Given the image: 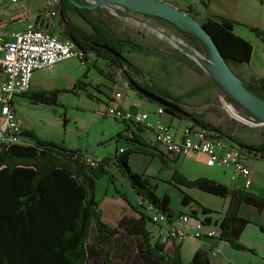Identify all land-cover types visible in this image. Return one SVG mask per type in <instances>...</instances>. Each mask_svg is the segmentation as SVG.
Instances as JSON below:
<instances>
[{
    "label": "trees",
    "instance_id": "trees-1",
    "mask_svg": "<svg viewBox=\"0 0 264 264\" xmlns=\"http://www.w3.org/2000/svg\"><path fill=\"white\" fill-rule=\"evenodd\" d=\"M78 1L86 3L85 0ZM100 9L101 7L95 9L77 7L70 0H62L58 22L60 37L72 40L84 51L83 61L86 62L87 69L93 67L111 78L112 75L97 61L90 63L89 55L107 59L122 68L123 75L132 89L134 87L131 86L129 79L134 78L142 86L180 104L181 96H174L163 90L161 91L163 94H160L156 87L145 82L144 70L127 55L131 52H141L163 60L187 64L196 71L199 70L198 65L178 54L118 35L92 14V10L100 12ZM189 12L196 17L192 10ZM69 13L79 16L89 29L76 23ZM200 23L212 36L233 72L236 73L233 64L248 63L251 60L252 44L234 32V26L239 22L208 16L200 20ZM171 24L188 40L196 38L192 32ZM249 29L264 41L263 30L256 27ZM109 49L115 51L118 57ZM237 75L241 78L239 74ZM83 77H87V71ZM243 82L253 93L255 89L264 92V76ZM84 87L86 84L82 79H78L70 91L77 93L78 89ZM63 90H41L31 96L36 103L52 106L57 104L58 93ZM137 94L163 107L165 112L175 117L217 130L221 136L250 153L255 151L264 158V143L260 145L244 143L236 136L205 121L196 112H191L192 117L185 116L151 101L139 92ZM88 95L94 96L90 92ZM134 125L136 131L132 132V138L128 140L138 145H146L140 135L142 127ZM21 134L24 136L23 132ZM27 135L33 143L20 144L12 141L0 144V264H213L207 249H199L190 261L185 262L179 245L175 246L172 253H167L165 243L157 240L151 244V233L147 229V223L152 222V218L139 210L138 206L133 207L139 211L140 218L137 225L129 229L121 230L119 225L111 227L103 220L100 201L96 198V180L108 176L109 181L113 182V175L109 170L110 162L116 164L130 183L139 197L141 207H145V204L152 205L166 216L168 223H173L183 214L172 210L168 194L160 196L156 193V185L149 176L132 169L130 156L141 150L134 148L135 146L130 147L122 152L118 151L113 157L96 160L95 164H90L88 160L92 157V152L67 150L53 141L40 139L33 132L25 136ZM121 137L119 133L117 139ZM162 155L161 158L165 162V152ZM172 179L178 185L197 187L218 196L254 205L260 211L264 210V195L247 189L229 186L208 177L189 179L176 169ZM120 194L129 202L125 193ZM182 202L197 203L199 208L193 209L192 215L200 219L198 214L201 212L203 222L210 225L213 223L211 214L217 211L200 205L190 194H185ZM126 219L124 217L120 224ZM249 223L250 220L230 213H226L219 222H215L216 225L219 224L220 239L227 241L236 250H251L240 239Z\"/></svg>",
    "mask_w": 264,
    "mask_h": 264
},
{
    "label": "crops",
    "instance_id": "crops-1",
    "mask_svg": "<svg viewBox=\"0 0 264 264\" xmlns=\"http://www.w3.org/2000/svg\"><path fill=\"white\" fill-rule=\"evenodd\" d=\"M6 0L0 1V32L8 36L10 38V34L14 31L16 33L19 30H23L29 22H33L36 20V16L38 12L45 8L46 0H17L15 3H11L12 6L4 7ZM166 3H170L179 9L189 12L192 10L195 13L198 21L203 20L208 16L212 17H223L231 20H235L239 22L234 26V32L245 40L249 41L253 46V52L251 60L248 63L238 64V70H235L237 74L241 76V78L245 81H250L253 78H260L264 76V41H262L259 37H257L249 27H256L264 31V0H162ZM5 2V3H4ZM190 13V12H189ZM70 17L82 27L89 29V26L79 17L73 16V14L69 13ZM58 22L59 19L46 20L42 22H38L42 27H46L51 31L58 30ZM131 53H128V57L131 59ZM146 55V59L148 61H153V58L157 60L166 62H178L173 60H163L151 55ZM142 57V56H141ZM144 57V56H143ZM73 59V58H72ZM71 59V60H72ZM90 63L97 61V63L107 72H109L112 77L109 78L106 75L99 73L95 68L90 67L88 73H94V71L99 75L98 78H79L83 80V83L86 84V87L83 89H78V94H85L87 99H93L99 102L100 104L105 106V109L101 112L103 115L106 114V110L109 106L116 107L118 109H126L131 111H146L149 113V118L151 122H155L158 119H161L162 122L168 124L172 128H175V133L177 136H180L183 128L190 122L186 119H180L178 117L173 116L172 114L165 112L163 115H159L157 113L159 106H152L153 103L141 98L136 90L132 89L128 81L125 79L123 75V70L120 67L115 66L109 60L104 58H99L94 55H89ZM66 60L61 64H57L53 70H37L34 72L32 85L29 91L26 93L17 94L13 100V108L18 116L23 120V133L19 135V143L20 144H31L33 140L27 135V133L33 132L40 139L50 140L58 145H61V142L54 138L49 130L46 131H37L36 121L32 117L29 116V112L36 111V108L39 106H49L42 103H36L32 99V94L38 91H52L55 89H66L70 91L73 87L76 80H78L75 71H73L74 61ZM68 61V62H67ZM66 62V63H65ZM134 62V61H133ZM135 63V62H134ZM181 64V62H178ZM139 67H141L145 72V82L153 85V79L149 78L151 75L150 71L146 70L147 65H139L135 63ZM184 64V63H183ZM145 66V67H144ZM191 68L189 67L186 71L191 72ZM149 78V79H148ZM164 85V84H163ZM157 88V87H156ZM163 90L162 88L158 87ZM88 91H90L94 96L90 97L88 95ZM165 91V90H163ZM63 94H71L72 92H60L57 96V104H62ZM118 94H120L118 96ZM79 98V97H77ZM110 116V115H109ZM113 117V116H112ZM116 119V118H115ZM3 123V117L1 116V105H0V126ZM121 129L118 131L122 135L121 138L125 137L127 139L132 138V132L136 131L135 125L122 122L121 121ZM142 131H140V135L142 137L143 142L146 145H138L131 141V147L137 148L141 151H136L130 156V165L134 168L133 164L138 166V169H135L136 172L143 173L151 178L153 184L159 185L162 181L161 177H163L162 172L165 171V179L167 181H173V172L176 169L180 174L186 176L189 179H196L199 177H208L210 179H214L217 182L228 185V183H224V181H220V178L216 175L207 174L203 165L211 166L207 162V157L204 154H198L195 159L185 160L178 159L175 156L170 154H166L165 152V162L161 158L164 151L156 144L154 141V132L151 129H144L142 127ZM116 140H120L117 139ZM63 146L67 150V147ZM122 148H116L115 153ZM253 153H256L253 151ZM114 156V155H113ZM112 156V157H113ZM93 157V156H92ZM262 158L259 154L251 155L248 158V165L254 167V161ZM93 159L101 160L102 158L93 157ZM155 164V169L152 170V165ZM114 166V165H112ZM116 169V164H115ZM111 168V167H110ZM203 172H205L203 174ZM207 174V175H205ZM254 171L252 169V184L249 187H244L242 178L238 179L237 182L231 183L229 186H234L238 188H244L249 191L264 195V185L262 187H257L255 183ZM121 182L128 186V181L124 176H120ZM173 183H175L173 181ZM176 184V183H175ZM178 185V184H177ZM183 187H187L184 185H179ZM132 188V187H131ZM196 194H200L202 197L208 198V194L213 200L218 201V198L224 199V202L221 206L217 207V213L211 214L212 216V226L216 228L219 233V224L216 225V221H220L226 213L230 214H238L241 217H244L250 220V223L245 227L244 231L241 234L240 239L243 240L246 244L253 245L252 238L254 236H258L262 234V230L264 228V210L260 211L254 205L241 202L240 200H232L230 197H222L197 187H189ZM134 199L131 197V193L126 192L129 202L126 201L120 193H110L106 194L103 197H97L100 201V209L102 210V218L103 220L110 225L111 227H116L119 225L121 230L129 229L134 225H137V221L140 218L139 211L135 210L133 206H136L137 202L140 201L138 195L133 192ZM194 198V197H193ZM220 201V200H219ZM207 207V206H206ZM146 214L151 216V212L142 207ZM210 208V207H209ZM212 209V208H211ZM186 213V212H183ZM188 213V212H187ZM126 217L127 219L123 223L120 224V221ZM195 218V217H194ZM178 226H182L190 233L195 231L196 223L195 220H191L187 224H182L177 222ZM261 228V229H260ZM147 229L150 231L151 244L155 243L157 239V232L162 229V226H158L153 224L152 222L147 223ZM155 236V239L154 237ZM176 245L180 246V252L183 260L185 261V257L187 254H190V258L188 261L193 258L196 251L199 249H207L210 253V258L213 264H243L241 262L242 254L237 253L234 248H232L227 241L220 239L219 235L216 236H204V237H195L193 235H189L185 237L182 241H170L165 246V251L167 253H172L173 249ZM256 246L260 248V252H264V239L257 243ZM244 257H247L248 264H264V262L259 259L253 258V256L249 254H245ZM185 261V262H188ZM264 261V258H263Z\"/></svg>",
    "mask_w": 264,
    "mask_h": 264
},
{
    "label": "rangeland",
    "instance_id": "rangeland-1",
    "mask_svg": "<svg viewBox=\"0 0 264 264\" xmlns=\"http://www.w3.org/2000/svg\"><path fill=\"white\" fill-rule=\"evenodd\" d=\"M16 1L17 0H6V3L4 2L5 4L3 5L4 7H9L12 6V2L15 3ZM99 7H101L100 12L92 10V14L103 21L105 25L118 35L130 37L157 47L162 51L178 54L198 65L199 70L196 71L190 67L191 72H187L186 70L189 68L187 64H179L178 62L164 63V61H159L155 58H153V61H148L144 53L133 52L131 54V60L139 65H147L146 70L150 71L151 75L149 78L153 79V84L157 87V92L163 94V92H161L162 90L158 88L160 87L174 96H181L182 100L180 104L183 107L191 112H196L203 117L205 121L236 136L244 143L252 145L264 143V123H259L253 118L246 117L245 115L249 117L254 116L212 77L207 69V64L212 63V54L197 37L193 40H188L170 22L155 16L133 12L121 6L113 7L110 5H103ZM73 16L76 15L73 14ZM154 28L163 29L168 35L182 40L183 43L181 44L178 42L174 44L165 36H161ZM186 46L196 51L198 55H191ZM199 55L205 59V62H201L203 60ZM72 61L75 62L72 66L73 71L76 73L74 75H77L78 79L84 78L83 75L86 71L88 78L96 79L99 77L95 71L94 73H88L90 69H87V66L83 65L80 59L73 58L70 62ZM62 63L59 64L62 65ZM232 66L234 70H238L239 68L236 64ZM253 91L261 97H264V92L257 89ZM62 92L71 93L72 91L63 90ZM87 92L90 91L87 89ZM72 93L74 95L63 94V102L61 105H42L37 107L36 111L31 110L29 112V116L36 121L37 131L49 130L51 131L50 133L54 135V138L58 139L61 145H64L68 149L89 151L92 152L91 156L102 159L112 157L115 154L116 148H122L124 150L131 147V143L128 142L129 140L125 137L116 140L118 131L123 130V128L121 129L122 123L112 116L103 115L101 112L105 109L104 105L96 100L87 99L85 94L81 96L82 94ZM155 105L156 104L153 103L152 106ZM171 129L176 132L175 128L171 127ZM93 157H91L92 160H94ZM189 159L193 160L195 158H186L185 160ZM112 165L115 166V163L110 162L109 164L110 173L113 175V182L109 181L108 176L98 178L96 180V196L100 198L110 193L121 192L126 194V192H129L131 193L132 199H134V191L130 183L128 182L129 187H126L125 184L121 182L120 176L122 173L119 168L116 166L115 169ZM133 166L134 168L132 167V169L134 171L138 169L137 165L135 166L133 164ZM151 167L152 170L155 169V164ZM203 168L207 174L212 173L218 176L220 181H224V183L226 182L228 185L237 182V180L233 181L231 179V175L233 174L231 168L223 166L211 167L207 165H203ZM252 169L254 171L253 175L255 177L256 186L263 188L264 158L255 160ZM204 173L205 172H203V174ZM162 175L165 177V171L162 172ZM163 177H161L162 181L159 185L156 183L154 184L156 185L155 191L160 196L165 194L170 196V206L175 213L188 212L194 217L191 213L192 210L199 208V205L195 202L184 204L182 199L185 194H190L200 205L212 209H217V207L221 206L224 202V199L221 198H218L220 201L213 200L210 197L212 196L211 194H208V198L202 197L200 194H196L192 188L179 186L173 183L172 180L167 181V179ZM136 206L139 207V210H143L139 201ZM198 217L203 218L201 212H199ZM153 237L155 239V236ZM260 237L261 238L254 236L252 238L254 246L248 243L246 244L242 240L251 250L235 249L237 253L242 254L241 262L243 264H248L246 261L247 257H244L245 254H249L253 256V258L264 262V252H260V248L256 246L257 243H260V241L264 239V229ZM189 258L190 254H187L185 261H188Z\"/></svg>",
    "mask_w": 264,
    "mask_h": 264
},
{
    "label": "built area",
    "instance_id": "built-area-1",
    "mask_svg": "<svg viewBox=\"0 0 264 264\" xmlns=\"http://www.w3.org/2000/svg\"><path fill=\"white\" fill-rule=\"evenodd\" d=\"M60 1L46 0L45 8L38 12L36 20L29 22L24 28L26 92L30 90L34 72L37 70H53L57 64L72 58H78L83 65H86L83 61L84 51L78 48L72 40L61 38L59 29L51 31L38 23L59 19ZM16 34L14 31L8 38L0 32V105L3 117V123L0 126V142L19 143L20 122L13 108V100L18 94ZM157 113L163 115L164 108L159 107ZM106 114L120 121L151 129L154 132V141L167 154L178 159L194 158L198 154H204L209 165L231 168L233 181L242 178L244 187L252 184V168L247 160L251 155L256 154L248 152L228 138L221 136L217 130L189 122L183 128L181 135L177 136L171 126L162 122L161 119L151 122L149 113L146 111H131L109 106ZM122 151L123 149L120 150ZM88 161L90 164H95L96 160L90 158ZM144 208L151 212L150 217L153 224L162 226V229L157 232V239L160 243L182 241L189 235L195 237L219 235L212 224H206L201 218L192 217L190 213H183L173 223H168L166 216L159 213L152 205L145 204ZM191 220H195L196 223L195 231L192 233L177 225V222L187 224Z\"/></svg>",
    "mask_w": 264,
    "mask_h": 264
},
{
    "label": "water",
    "instance_id": "water-1",
    "mask_svg": "<svg viewBox=\"0 0 264 264\" xmlns=\"http://www.w3.org/2000/svg\"><path fill=\"white\" fill-rule=\"evenodd\" d=\"M86 3L78 0H70L75 6L95 9L99 6H121L125 7L133 12L146 14L149 16H155L168 22L175 24L185 30L192 32L211 52L212 63L207 64V69L211 73L216 82L222 86L236 101L244 105L259 123H264V98L256 95L250 89H248L242 78H240L229 66L221 53L218 45L204 28V26L194 17L191 13L179 9L178 7L166 3L162 0H85ZM62 0L60 1V7ZM61 13V12H60ZM161 36H165L174 44L183 43L182 40L176 39L174 36L168 35L163 29L154 28ZM190 54H197L186 46ZM109 51L118 57L117 53L112 49ZM201 56V55H199ZM201 59L205 62V59L201 56ZM129 82L134 89L144 95L151 101H155L160 105L172 110L173 112L180 113L185 116L192 117L191 111L183 107L181 104L173 102L171 99L158 95L154 91L142 86L134 78L129 79Z\"/></svg>",
    "mask_w": 264,
    "mask_h": 264
},
{
    "label": "bare ground",
    "instance_id": "bare-ground-1",
    "mask_svg": "<svg viewBox=\"0 0 264 264\" xmlns=\"http://www.w3.org/2000/svg\"><path fill=\"white\" fill-rule=\"evenodd\" d=\"M16 54H17V86L18 94L26 93V66H25V35L24 29L19 30L16 34ZM19 117V116H18ZM19 135L23 131L24 122L19 117ZM12 141L0 142V144H7Z\"/></svg>",
    "mask_w": 264,
    "mask_h": 264
}]
</instances>
